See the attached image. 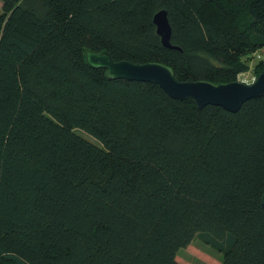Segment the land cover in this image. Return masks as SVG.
Wrapping results in <instances>:
<instances>
[{
  "label": "trees",
  "instance_id": "trees-1",
  "mask_svg": "<svg viewBox=\"0 0 264 264\" xmlns=\"http://www.w3.org/2000/svg\"><path fill=\"white\" fill-rule=\"evenodd\" d=\"M0 1V264H182L197 236L264 264V95L199 108L86 59L233 82L264 48V0Z\"/></svg>",
  "mask_w": 264,
  "mask_h": 264
},
{
  "label": "water",
  "instance_id": "water-1",
  "mask_svg": "<svg viewBox=\"0 0 264 264\" xmlns=\"http://www.w3.org/2000/svg\"><path fill=\"white\" fill-rule=\"evenodd\" d=\"M154 23L164 46L181 49L171 43L172 26L167 10H159L154 16ZM86 59L94 68L106 70L110 79L153 82L171 97L192 100L199 108L217 105L231 112H238L247 101L264 95V69L252 83L236 80L216 84L205 80H179L170 67L159 62L116 61L108 51H87ZM262 205L264 207V195Z\"/></svg>",
  "mask_w": 264,
  "mask_h": 264
},
{
  "label": "rangeland",
  "instance_id": "rangeland-1",
  "mask_svg": "<svg viewBox=\"0 0 264 264\" xmlns=\"http://www.w3.org/2000/svg\"><path fill=\"white\" fill-rule=\"evenodd\" d=\"M0 11H2L1 1ZM248 59L249 69L240 74L238 80L246 83H252L258 75V70L253 68L262 60L264 61V48L258 50ZM78 132L90 141L97 142L87 133L81 130H78ZM177 260L182 264H222V253L197 236L189 246L179 251Z\"/></svg>",
  "mask_w": 264,
  "mask_h": 264
}]
</instances>
